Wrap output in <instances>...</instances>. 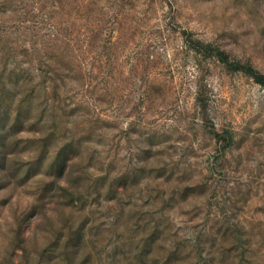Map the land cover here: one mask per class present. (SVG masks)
Instances as JSON below:
<instances>
[{"label":"clouds","instance_id":"clouds-1","mask_svg":"<svg viewBox=\"0 0 264 264\" xmlns=\"http://www.w3.org/2000/svg\"><path fill=\"white\" fill-rule=\"evenodd\" d=\"M187 7L188 11L196 9L194 16L224 8V19L234 16L233 39H239L238 46L229 44L223 54L206 51L217 47L210 37L220 30L218 25L208 24L204 28L208 36L193 37L202 46L190 48L188 60L190 64L196 60L206 63L202 58L210 57L222 65L220 79L237 87L234 100L242 109L240 114L236 119H214V129L209 126L206 131L228 133L239 142L250 116L259 114L256 126L264 124V104L257 102L264 100V0H211ZM192 77L193 72H188L187 87L193 86ZM8 87L19 104L28 84L21 81ZM222 91L217 92L218 97ZM23 107L32 110L26 126L37 124L38 105ZM217 108L223 110L219 100ZM117 118L120 126L116 131L121 133L123 145L115 158L111 154L93 158V148L105 153L108 145L97 144L95 138L89 141L88 127L75 117L45 118L38 131L18 133L23 139L13 137L15 147L0 168V264H264V223L258 222L264 217L257 218L251 204L237 202L232 192L227 193L232 197L229 200L215 190V182L209 179L216 176L211 149L194 167L182 145L169 149L159 144L154 148L147 134L132 133L129 139L123 134L136 117L121 114ZM165 124L161 132L173 125L183 131L175 119ZM69 144L79 149L78 154L66 151ZM157 149H164V153L158 154ZM246 150L237 144V154ZM261 161L264 152L253 149V158L238 174L246 185L255 181L252 187L259 192L257 199H264V176L256 175L258 167L264 166ZM157 172L162 173L159 178ZM45 185H51L57 195L67 189L78 199L68 211L60 209L54 222L37 228L26 216L42 212L46 206L49 194ZM129 199L132 203L125 207ZM210 204L219 231L211 221L204 223ZM196 212L200 219L193 221Z\"/></svg>","mask_w":264,"mask_h":264},{"label":"rangeland","instance_id":"rangeland-1","mask_svg":"<svg viewBox=\"0 0 264 264\" xmlns=\"http://www.w3.org/2000/svg\"><path fill=\"white\" fill-rule=\"evenodd\" d=\"M210 2L0 0V168L5 166L7 153L15 147L13 137L23 139L17 134L38 131L45 118H77L78 123L88 127L89 141L95 138L97 144L108 145L105 153L93 148V158L103 154L118 157L123 138L116 131L120 126L117 117L131 115L136 120L124 136L130 139L132 133L147 134L154 148L159 144H166L169 149L182 145L194 167L200 156L211 149L216 176L209 179L215 182V190L229 200L232 197L227 193L232 192L237 202L251 204L257 218L264 217V199L256 198L259 192L252 187L255 181L246 185L238 175L245 162L253 158V149L264 152V124L256 126L260 115L247 119L239 142L228 133L206 131L209 126L214 129V119H236L240 114L242 109L234 100L238 89L229 80L220 79L218 69L222 65L210 57L202 58L206 63L196 60L190 64L188 60L189 49L202 46L193 37L208 36L204 31L208 24L218 25L220 30L210 37L217 47L206 51L223 54L229 44L239 45V39H233L234 16L224 19L227 8L195 16V8L188 11L189 4ZM178 4L184 6L174 7ZM188 72H193L191 88L185 78ZM21 81L28 88L16 104L8 86L19 85ZM220 90L223 91L218 97ZM218 100L223 105L222 111L217 108ZM257 102L264 104V100ZM24 104L38 105L37 124L26 126L32 110H26ZM173 119L183 125V131L175 125L167 131L159 130ZM249 143L251 146L247 147ZM237 144L247 150L237 154ZM66 151L78 154L79 149L69 144ZM157 153L163 154L164 149H157ZM68 166L64 164V168ZM161 174L157 172V178ZM256 175L264 176V166L258 167ZM233 182L234 186L229 187ZM44 191L49 198L42 212L32 211L26 216L31 217L30 223L37 228L54 222L60 209L68 211L72 201L78 199L67 189L55 194L51 185H45ZM2 203L6 205L8 201ZM131 203L129 199L125 207ZM211 208L210 204L204 223L211 221V226L219 231V221L212 217ZM191 219L199 220L200 213L196 212Z\"/></svg>","mask_w":264,"mask_h":264}]
</instances>
